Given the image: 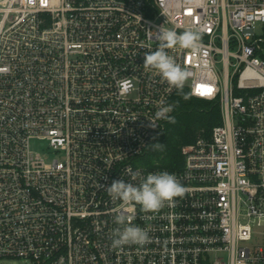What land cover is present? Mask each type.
I'll return each mask as SVG.
<instances>
[{
  "label": "built area",
  "instance_id": "built-area-1",
  "mask_svg": "<svg viewBox=\"0 0 264 264\" xmlns=\"http://www.w3.org/2000/svg\"><path fill=\"white\" fill-rule=\"evenodd\" d=\"M160 26L200 33L199 50L166 51L222 110L179 169L143 162L176 93L143 64ZM165 170L186 192L158 213L105 190ZM120 214L151 243L113 248ZM0 258L264 264V0H0Z\"/></svg>",
  "mask_w": 264,
  "mask_h": 264
},
{
  "label": "clouds",
  "instance_id": "clouds-1",
  "mask_svg": "<svg viewBox=\"0 0 264 264\" xmlns=\"http://www.w3.org/2000/svg\"><path fill=\"white\" fill-rule=\"evenodd\" d=\"M156 38L160 42L155 51L144 55V67L156 70L164 81H166L181 98L187 100L189 95L184 92L185 83L189 78V72L183 69L175 59L168 54L166 49L176 46L199 50L201 35L198 31L188 30L178 34L174 30L165 29L160 26L156 31ZM176 104L161 103L155 112V119L175 123V117L171 115ZM150 126L155 128L150 123ZM155 139V138H154ZM153 151L163 152L165 145L160 142L151 143ZM132 180L139 179V184L126 182L123 179L113 180L105 190L113 200H121L125 204L134 203L144 212L158 213L166 204L173 202L176 198L183 197L186 189L174 173L160 171L149 173L146 177L140 172L131 174ZM133 217L124 214L115 217L116 228L113 230L112 247L122 248L124 246L143 247L151 243L149 232L132 223Z\"/></svg>",
  "mask_w": 264,
  "mask_h": 264
},
{
  "label": "trees",
  "instance_id": "trees-1",
  "mask_svg": "<svg viewBox=\"0 0 264 264\" xmlns=\"http://www.w3.org/2000/svg\"><path fill=\"white\" fill-rule=\"evenodd\" d=\"M189 95L185 100L174 94L172 104H176L175 123H166L165 128L152 141L165 145L163 152L153 151L151 144L143 157L148 167L179 169L184 163L182 148L196 142L199 137H210L214 127L222 124V110L218 101H210Z\"/></svg>",
  "mask_w": 264,
  "mask_h": 264
},
{
  "label": "rangeland",
  "instance_id": "rangeland-1",
  "mask_svg": "<svg viewBox=\"0 0 264 264\" xmlns=\"http://www.w3.org/2000/svg\"><path fill=\"white\" fill-rule=\"evenodd\" d=\"M31 149L33 151L42 152L44 154H50L52 158L57 155L53 153V150L49 147L48 141L34 139L31 141ZM25 259L19 258H0V264H26Z\"/></svg>",
  "mask_w": 264,
  "mask_h": 264
}]
</instances>
